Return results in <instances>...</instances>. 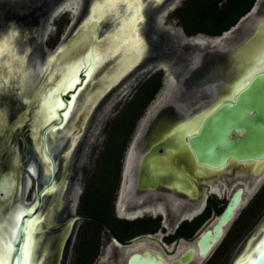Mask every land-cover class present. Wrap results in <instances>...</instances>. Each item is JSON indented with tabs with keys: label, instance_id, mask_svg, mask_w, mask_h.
Returning a JSON list of instances; mask_svg holds the SVG:
<instances>
[{
	"label": "flooded vegetation",
	"instance_id": "1",
	"mask_svg": "<svg viewBox=\"0 0 264 264\" xmlns=\"http://www.w3.org/2000/svg\"><path fill=\"white\" fill-rule=\"evenodd\" d=\"M66 1L69 0H0V73L7 74V78H10V87H7L6 93L0 90V196L3 195V197H0V204L9 203L12 209L14 205L17 204V199L20 197H22L24 201L29 202V204L34 205L37 199L35 188H41L50 178V168L48 169L49 173L46 171V168L50 167V160L40 145L42 143L41 137L40 143L38 142L40 134L45 126H47L44 117L45 114L48 113L46 110L47 106L42 103L46 92L55 86L56 83L60 82L65 72H72L70 68L74 64L76 65L79 60L80 52L83 53L86 51L90 42L92 44L93 42H100V47H104V42L106 40L103 37L97 41V36L107 27L105 23L101 25L103 28H98V25H96L95 28L90 30L91 26L88 21L85 26L88 35L86 37L87 39L85 42L79 40V36H81L82 33L81 29L84 30V20H86L85 13H87L91 6V4L88 5L91 0H80L75 13L72 10L75 4L72 5V3L66 6ZM167 1L168 0H157L155 3L157 5L151 6L147 14L145 13L144 28L149 46L146 55H148L147 57L151 56V70H156L154 74H156L158 78V85L152 97L145 104V107L151 104L150 115L153 116V118L154 116L157 117V120L164 117L170 118L169 120H174V117L178 118L180 115L182 116L180 119L184 120L190 115L191 108L202 104L204 100L207 99L209 93L214 94L216 89L208 88L207 85L210 84L208 80H203V84L199 85L196 77L190 78L193 64L197 63L198 67L201 62V66H199L200 70L202 67L208 66L206 63L204 64L205 56L202 55L205 49L201 48L203 44L199 45L191 41L193 38L189 39V37H186L196 33H184L183 36H180L170 29V26H176V23H171L172 17H174L171 9H173L175 5L174 7L171 5L164 11H161ZM61 13H66V17H56ZM162 17L163 19L160 20ZM54 18L55 30L53 36H51L53 40L48 43L49 49L46 50L44 41H46L47 34L50 35L49 31L53 25L52 20ZM236 21L239 22L232 37H234L235 42H239L246 37L248 46H251V49L249 47L251 51L247 59H251L252 57L255 58L256 54L264 49V0H248L246 9L232 24ZM87 24H89V26H87ZM16 30H19V33H17ZM94 31L99 34L97 33L96 36ZM91 34L93 35L91 36ZM80 43L85 45L84 48L82 47L83 44ZM76 44H78V47H76ZM28 50L30 51L27 54ZM16 53L23 54L25 57L24 60L23 57L18 56ZM51 54H54L53 58L49 60V64L44 68V71L37 80L38 82L33 88V92L35 93L29 88V94L27 93L26 97L23 98V95L18 91V84L14 83L18 81L17 78L19 74H21V72L15 70L17 69L16 59L19 58V67H29L32 71V64H34V68L36 67L35 64L37 61L34 62L35 60H38V63L44 65L46 58ZM253 58L251 60L249 59L250 61L248 60V62H254ZM54 60H56V62ZM24 61L26 63L25 65ZM160 62H164V65ZM107 63L108 62L105 61L96 68L97 70H94L96 73L92 71L90 75L87 76V80L80 90V95L78 94L77 100L75 99V103H72L74 108L71 106L72 113L65 125H69L77 109H83L84 106L88 109L90 105L91 107L94 106L92 93L96 89L103 87L101 91L109 93V88L115 85V82L117 83L118 80L121 81L125 78L124 74L128 72L127 70L121 73L118 80H116L106 92V86H102V84H107L109 81V71L107 67L110 66L111 63ZM101 66L103 69H101ZM54 70L55 72L51 76L50 74ZM24 73L25 72H22V74ZM78 75L80 77L86 76L82 71H80ZM91 77L93 79H91ZM13 78H15V80ZM60 93L58 94L61 99L67 98L68 92L62 94L61 90ZM66 104L64 103L65 107L63 106L64 108L62 107L59 111L65 109ZM79 106L80 108H78ZM145 116L147 115L144 114V117ZM92 120L93 114L91 121ZM58 121L59 119L54 121L53 124H58ZM166 121L167 120L160 121L164 127L166 126L164 130L167 129ZM33 123H35V125ZM144 123H147L145 119L141 121L142 127ZM170 128L171 127H169L168 130ZM160 130L158 127L156 128V134L152 137V140H148L146 135L141 137L139 141L140 154L147 152L149 147H153L155 150L152 154V159L155 162V166H163L171 168L172 171L175 170L174 174L178 176L177 178H179V180H183L184 186L180 188L177 187L176 184L173 187L160 184L154 189L140 193L137 197H134L133 193H128L125 198L121 195L119 201L117 200L115 192L110 209L111 215L114 218L118 219L120 222L128 221L138 224L141 221L148 222L151 220L152 226H146L145 228L138 226L139 228H135L134 231L128 234L121 233L118 235L112 232L110 228L100 225L99 227L103 229V231L101 230L102 241L109 244V247L106 248L104 253L105 256L98 264H134L136 257H153L161 261L162 264H211V262L220 255V250L222 248L221 246L219 247V245L225 238L232 221L228 226H226L227 223L224 225L222 233L217 239L218 242L216 240L204 255H199L198 253V237L205 228L211 227L214 219L218 217L231 194L239 186L241 187V191L239 194L240 203L238 206L246 197L252 186L254 178H248L239 174L232 166L217 169L216 171L221 170V174L219 173L217 177L199 178L194 182L192 181L191 184V177L189 176L190 157L183 154L178 155L176 151L171 150V148L168 147V141H166L167 137L164 135L162 136ZM164 130L162 128L161 131L163 132ZM36 132H39V134H36ZM32 138L34 140H32ZM160 142H163V144L161 145ZM37 144L40 149L37 148ZM48 151L52 153L53 158V178L49 183L48 189L44 191V195L40 197L39 202L40 206L43 208L48 205L54 206L53 214L49 217V221L47 220V223H44L45 225H43L42 230L43 240H48L49 253H51L50 262L47 264H58L61 259L59 256L63 254V251L66 252V250L62 248L64 230L67 229L70 221L74 222L76 219L85 221V218L79 210L73 214L70 212V206L72 202L73 204L75 202L71 191L73 180L76 177L75 161H67L64 165L61 146L54 152H52L50 148H48ZM42 155L48 160L46 159L44 161ZM30 161H33L35 165V174L30 173L27 167ZM181 169L183 174H181L182 177H180ZM71 170H73V172H70ZM157 175L159 176V174ZM25 176L30 177V183L27 186V179L25 180ZM238 177L245 178V180L238 179ZM4 181L7 182L6 185H4ZM118 181H120V171ZM81 194L82 191L79 193L77 206ZM251 197L252 196L248 199ZM62 201L66 208L65 215H70L71 219L66 218L65 222L62 221L60 224L56 225L53 224V216L57 218L63 212L62 209L58 211V208L62 205ZM220 203H222V206L218 211ZM247 203L248 200L246 201V204ZM237 207L233 210L230 218H243L242 216L246 206H242L241 212L235 214ZM37 210L38 208H36L35 211ZM63 224L64 228L57 233L58 228H61ZM83 225L86 224L84 223ZM99 227L97 246L88 248L89 253L82 261V264H94L93 262L97 260L102 252V250L99 249ZM48 231L55 232L53 235L56 239L53 244H51V238H46V233ZM156 244L159 248L155 246ZM189 256L190 258L183 262V259Z\"/></svg>",
	"mask_w": 264,
	"mask_h": 264
},
{
	"label": "water",
	"instance_id": "2",
	"mask_svg": "<svg viewBox=\"0 0 264 264\" xmlns=\"http://www.w3.org/2000/svg\"><path fill=\"white\" fill-rule=\"evenodd\" d=\"M238 22L239 21H236L234 24L230 25L227 29L221 31L217 35H208L216 38V43L213 41L210 43L205 42L202 45L205 46H201V48L205 49L202 52V55L205 56L204 64L206 63L208 66L202 67L201 70L199 67L201 66V62L198 67L197 63L193 64L192 66L190 78L196 77L199 85L203 84V80H208L210 82V84L207 85L208 88L216 89L214 94L209 93L207 99L204 100L202 104L191 108L190 115L184 120L180 119L182 117L181 115L178 116L180 120L177 117H174V120H169L170 118L166 117L159 118L160 120H157V117L154 116L153 118V116L150 115L151 108L148 106L145 107L141 115V121L145 119L147 123H144L142 127L140 121L139 124L136 125L137 127L135 126L134 131H132V135H130L129 141L123 150L121 157L122 162L120 165V181H118L116 188V196L118 201L119 196L121 195V188L123 187V184L125 185L124 191L122 193L124 198L127 197L128 193H133V196L137 197L140 193L154 189L160 184L170 185L172 187L176 184L177 187L180 188L184 186L183 180H179V178H177L178 176L174 174L175 170L172 171L171 168L155 166V162L152 159V154L155 150L153 147H149L147 152L140 154L139 141L141 140V137L146 135L148 140H152V137L156 134L155 130L157 127L159 130H162V128L164 130V128H166V126L164 127L163 124L160 123L161 120H167V129H165L163 132L160 130V132L162 136L164 135L167 137V139H165L168 141L169 148L171 146H175L170 142L171 136L173 138V134H175L177 130H180L182 145L180 148L171 150L176 151L178 155L183 154L190 157L189 176L191 177V184L192 181L194 182L199 178L217 177L221 170H216L221 167L226 168L232 166L239 174L248 178H256L264 171V128L262 125H260L261 123H264V75H261L258 71L261 66H264V52L262 49L256 54L254 58L256 69L252 70L250 68L251 64L247 59L248 56H239V52H241L243 47L248 45L246 37H244V39L240 40L239 42H235L234 37H232ZM97 23V25H103V22L100 23V20ZM210 39L211 38H209V40ZM91 44L92 43L90 42L89 47H87L88 49L86 48V51L83 53L80 52L78 60L80 61V64H77L76 66L74 64L71 67L73 68L75 66V72L70 78L74 77L75 80L79 79L81 83L76 84L75 88H73V86L64 88V82L69 78V75L65 72L61 77L58 86H53L51 89H49L43 98L47 106V112H51L53 109L54 101L56 104H58L59 101H62L64 106V103L66 104L72 100V96L74 94L77 98L81 88L84 86L87 80V76L80 77L78 73L82 71L84 75L87 74L92 59V54L90 53ZM93 44L95 43L93 42ZM84 46L85 45L83 44L82 47L84 48ZM147 56L148 55L143 57V64L152 62L151 56ZM107 69L109 71L108 76H110L115 70V64L112 63L107 67ZM251 75H255L256 78L250 83L246 90L237 96L236 93L242 82ZM107 84H102V86H107ZM102 88L96 89L92 93V100H94V104L98 100V97L105 93V91H103L101 94L100 91ZM77 89H79L78 92ZM61 90L62 94L68 92L66 99L60 98L58 93H60ZM107 90L108 88L106 91ZM248 104L251 105V114L261 119L259 121H255L254 123H249L246 121L240 122L236 129L231 130L230 132L231 137L237 136L238 138L236 140H232L231 143L226 142L222 137L223 129L233 122H239L244 106ZM61 108L62 107L56 108V110H58V116L61 115L65 110L62 109L59 111ZM91 108L92 107L90 105L88 109H86V107H84V109H80L77 127L73 128L71 133L75 135L74 133L77 132L75 138H77L80 135V131L83 130L82 124ZM76 112H78V110ZM144 114L147 116L144 117ZM52 126L58 130L60 124H52ZM66 126L67 125H65V127ZM169 127L171 128L168 130ZM64 136L65 135L62 133L59 135L56 134V137L53 139L52 136H49L50 139L48 138V142L49 144L53 145L57 139H63ZM74 144L75 142L72 144L71 141L68 140L66 147L63 149L62 159L64 165L70 156L72 148L75 146ZM160 144L162 145L163 142H160ZM42 149L44 152H46L50 160V178L46 184L41 186V188H35V195L37 199L34 205L24 201L22 197L17 199V204L14 205L12 210H15V207H17L18 204H21L23 211L20 212L12 222L13 229L9 235L7 244L9 255L6 253V255L3 256V264H16L15 249L19 247L21 241L29 246L25 249L27 258V253L31 248L33 238L26 239V228L29 222L34 218L38 219V223L34 231L35 247L33 251V262L34 264H47L50 262L51 253H49V243L48 240H43L42 229L43 225L47 223L46 221L53 214L54 206L48 205L43 208L40 206L39 199L42 195H44V191L48 189L49 183L52 181L53 158L45 149V147L42 146ZM126 157L129 159L127 164L125 163ZM182 169L181 173L179 172L180 177H182ZM157 174H159V176ZM26 177L27 176H25V180ZM240 191L241 187L239 186L231 194L229 200L226 202L218 217L214 219L211 227L205 228V230L198 237L197 244L199 255H204L210 249L213 243L220 237L224 225L230 219L233 210L240 203ZM0 197H3V195ZM36 208H38L37 211H35ZM20 226L23 227L22 234H19L18 231ZM263 229L264 218L251 231L250 236L245 238L244 245L251 244L252 240L254 241ZM66 231L67 229L64 230L63 237L67 233ZM18 234L19 241L15 239ZM64 248L63 250H65ZM245 250L246 248L243 247L241 252H244ZM262 252H264V242L256 251H252L250 258L246 259L245 264H253V262L257 260V257L260 256ZM62 255L64 256V253ZM189 258L190 256L184 258L183 262ZM233 261L231 260L230 264H232ZM62 263L63 260L60 259L58 264ZM134 264H162V262L154 259L153 257H136Z\"/></svg>",
	"mask_w": 264,
	"mask_h": 264
},
{
	"label": "rangeland",
	"instance_id": "3",
	"mask_svg": "<svg viewBox=\"0 0 264 264\" xmlns=\"http://www.w3.org/2000/svg\"><path fill=\"white\" fill-rule=\"evenodd\" d=\"M94 2H92V3L94 4ZM183 2H184V0H168L166 2V5L164 6V8L161 9V11H164L167 7H169L171 5H172V7H174V5H175V7L173 9H171L172 11H174L175 8L179 5H181ZM92 3L90 2L88 5L91 4V6H92ZM155 5H157V4H155ZM155 5H153V6H155ZM74 7L72 8V10L75 13L76 7L75 8ZM149 9L147 8L146 12ZM56 17L65 18L66 13H61V14L57 15ZM55 18L52 20L53 25L51 26V30L49 31L50 35L47 34L46 41H44V44L46 45V50L49 49L48 43L52 42V40H53V37H51V36H53L54 30H55ZM172 18L173 19H172L171 23H174V24L176 23V26L175 25L170 26L171 27L170 29L172 31H174V33H178L180 36H183L184 32H183L180 24H178L179 23L178 18L176 17V15ZM162 19H163V17L160 20H162ZM105 25L107 26L106 23H105ZM101 27L103 28V26H101ZM144 27H145V24H143L142 28H144ZM91 28H92V25H91ZM87 36H88L87 31L84 28V31H82V33H81V36H79V40L85 42V40L87 39L86 38ZM186 37H189V39L193 38L194 42L203 40L207 43L208 42L210 43L211 41H214V40H212V38L209 40V37H211V36H208V35L202 34V33H196L194 35L186 36ZM206 40H209V41H206ZM7 43H8V41H7ZM249 47L251 49V46H248V45L244 46L243 49L241 50V52H239L240 53L239 56H241V57L248 56L249 52L251 51V50H249ZM29 51L30 50L27 51V54ZM128 52L129 51H126L125 54H128ZM146 54H147V52L145 49L143 55L141 56V58L139 59L137 64L130 71H128L129 70L128 69L127 70L128 72L124 74L125 78L122 79L121 81L118 80V78H117L116 79V80H118L117 83L115 82L116 81L115 80L114 81L115 85H112V86L110 85L111 87L109 86L110 87L109 91H108L109 93H105V94L101 95L100 98L98 97V100L96 101V103L94 104V106L90 110L91 112H89L87 117L84 119V122L82 124L84 126L83 130L80 131V135L78 136L79 138L77 137V140L75 142L76 144H74L75 147H73L71 150V155H70L71 157L69 156L70 159L68 158L69 161H75V165H76V168H75L76 169L75 170L76 177L73 180V186L71 188L75 202H74V204L72 202V204L70 206L71 214L76 213L78 210L77 202L79 199V193L84 190L85 186L89 185V182L92 179L95 178V176L97 175V173H98V171H99V169L103 163L102 162L103 161L102 156L104 155V153H103L104 147H105V143L107 141V138L109 136L110 127L112 126L113 119H114L115 115L130 100L133 93L135 92L137 87L140 85V83L143 80H145L149 75L154 74L156 71V70H153V71L151 70V68H152L151 64L152 63L149 62V63L143 64L142 59H143V57L146 56ZM18 56L23 57V60L25 58L23 54H19ZM16 62L18 64L16 66L18 67L19 66V58L16 59ZM160 63H163V65H164V62H160ZM22 67L24 68V66H22ZM28 69H29V67H25L23 70H25L24 72H26ZM35 73H37L36 69H35ZM21 75H22V71H21V74H19V77L17 78V80L19 82L17 81L14 83L15 84L19 83V90L18 91H20L21 95H23V98H25L26 97L25 95H27L29 88L31 86H28V85H30V82H25V80H27V79L26 78L22 79L23 76H21ZM0 78L3 81V83L0 84V90H2L4 93H6L7 87H10V78L8 79L7 74H3V73H0ZM20 78H21V80H20ZM13 79L15 80V78H13ZM150 106H151V104H149L148 107H150ZM250 109H251L250 104L245 105L244 109L242 111V115L239 119V122L238 121L233 122L230 125H227L223 129L222 137L226 142L231 143L232 140H236L238 138L237 136L231 137L230 132H231V130H235L240 122L246 121L249 123H254L255 121H259L261 119V118H257L255 116H253L250 112ZM93 111H94V113H93ZM142 113H143V111H142ZM142 113H141V115H142ZM92 114H93V120L91 121ZM141 115L136 119L132 131H134L135 126L137 124H139V122L142 120ZM78 118L79 117L77 115L73 116L72 120L69 123V126H72L71 123H72V121H74L73 128L77 127ZM260 125H262V127L264 128V123H261ZM76 133L77 132H75L74 134L76 135ZM36 134H38V133L36 132ZM130 135H132V132ZM66 137H63L62 146L60 145L62 147V150L66 147V144L69 140V137L68 136H66ZM170 139H171L170 142L173 145H175L174 147L171 146L170 147L171 149H176V148L181 147L182 142H181V137H180V130H177V132H175V134H173V138L171 136ZM55 150H57V149L55 148L54 151ZM30 163H32L34 165L33 161H30ZM34 167H35V165H34ZM70 172H73V170H71ZM170 174H172V173H170ZM26 179H27V182H28V180L30 181L29 177H26ZM238 179L245 180V178H242V177H238ZM6 184H7V182L4 181V185H6ZM65 187L67 188L66 185H65ZM64 192H65V190H64ZM115 192H116V190H115ZM254 192H255V194H254ZM250 196H252V197L250 199H248ZM62 197L64 198L63 194H62ZM119 198H120V196H119ZM247 200H248V203L246 204ZM222 203H220V205L218 206V211H219L220 207L222 206ZM242 206H246V208L244 209L245 212H243L244 213L242 216L243 218H230L228 220L226 226H228L231 221H232V223L230 224L229 230L226 233L225 238L223 239L222 243L219 245V247L221 246V248H222L220 250V255H218V257L215 258V260H213L211 262V264H230L231 260L233 261L235 259V257L238 255V253L241 252V249L245 246L244 245L245 238H248L250 236L251 231L264 218V174L262 175V177L260 176L259 178L254 180V182L252 183V186L249 189L246 197L242 200L241 204L237 207L235 214L237 212H241ZM60 209H62L63 212L57 218L56 217L54 218V216H53V224H56V225L60 224V222H62V221L65 222L66 218L67 219L70 218V215H68V216L65 215L66 214V208L64 207L63 201H62V205L58 208V211ZM83 222L84 221H82L81 219H76V220H74V222L70 221V223L67 227L68 231L62 240V248L65 247L66 252L63 251L64 256L63 255L59 256L63 260V264H72L73 263L74 257H75L76 252H77L76 251L77 250L76 244H77L78 238L81 236L82 226L84 224ZM63 226H64V224L61 226V228H58L57 233L60 232L64 228ZM101 230L103 231V229H101V227H99V232H100V237H99L100 247H99V249H101L102 252H101L100 256L97 258V260L95 262H93L94 264H98L99 261L104 258L105 250L107 247H109V244H106L105 242L102 241ZM54 233H55L54 231H52V232L48 231L46 233V238L47 239L51 238L50 240H52L51 244H53L55 242V239H56L53 235ZM217 242H218V240H217ZM155 246L158 247L157 244ZM239 257H240V255L237 258H239ZM235 261H236V259L234 260V262Z\"/></svg>",
	"mask_w": 264,
	"mask_h": 264
},
{
	"label": "bare ground",
	"instance_id": "4",
	"mask_svg": "<svg viewBox=\"0 0 264 264\" xmlns=\"http://www.w3.org/2000/svg\"><path fill=\"white\" fill-rule=\"evenodd\" d=\"M94 1L95 0H91L90 2L92 3ZM66 2H67V3H65L66 6H68L69 4H72L73 3L72 5L75 4L74 6L77 8V5L79 4L80 0H69V1H66ZM156 2H157V0H138V2H134V0H96L94 2V4H92V6L90 7V9L86 13V16H85V19L86 20H84L85 23L83 22L84 23V26L83 27L85 28L86 23L89 22L90 23V26L92 25V28H95V26L97 25V22H99V20H100V23L101 22L106 23L107 24L106 29L104 31H102V33H100L99 36H97V33L98 32L96 33L94 31L96 33L95 35L97 36V41L100 38H103V37L106 40L104 42V47L103 48L100 47V45H101L100 42L99 43L98 42L97 43L94 42L95 44H92L90 46V53L92 54L91 55L92 56V59H91V63H90V66H89V69L87 71L86 76H89L92 71H94L98 66L102 65L105 61L108 62L107 64L114 63L115 64V70L109 76V81H108V84L106 86V89H107V88H109L110 85H112L114 83V81L121 75L122 72H124V71H126L128 69H129L128 71H130L137 64V62L139 61V59L143 55L145 49H146V52L148 53V49H149L148 41H147V38L145 36V28H142V27H143V24H144L143 22L145 21V16H146L145 15V12H146V9L147 8L149 9L151 6L155 5ZM75 11H76V9H75ZM147 12H146V14H147ZM133 22H135V26H134V28H130L129 25L132 24ZM87 26H89V24H87ZM99 27H101V25H98V28ZM16 31H17V33H19V30H16ZM82 31H84V30L81 29V32ZM92 35L93 34H91V36ZM209 38H212V40H214L213 42L216 43V41H215L216 38H214V37H209ZM192 41H194V39ZM195 42L198 43L199 45L205 43V41H203V40H201V41H195ZM69 44H71V43H69ZM81 44H83V43H81ZM76 47H78V44H76ZM3 48H5V47H3ZM79 48H81V47H79ZM65 50H66V48H65ZM126 51H129L128 54H125ZM263 52H264V49H263ZM18 55H19V53H18ZM60 55H58V56H60ZM53 56H54V54H51L50 56H48L46 58V61H45V64L44 65L38 63V60H35L34 62L37 61V63L35 64L36 67L34 68V64H32L34 62H32L31 63L33 65L32 71L29 69L24 74H22V76H23L22 79L26 78L27 80H25V82H30V85H28V86H31L30 89H32V92H33L34 86L38 82L37 80L39 79V76H41L42 72L44 71V68L47 66V64H49L48 62H49V60L51 58H53ZM56 60H54V61L56 62ZM58 61H59V59H58ZM22 63H23V61H22ZM25 64L26 63L24 61V65ZM77 64L79 65L80 64V61H78L76 63V65ZM40 65H42V66H40ZM59 65H60V63H59ZM75 66L70 69L72 72L66 73V74L69 75L67 87L72 86V84H73V82L75 80L74 77L73 78H70L73 75V73L75 72ZM250 66H251L250 68L252 70L256 69V66H255V63L254 62L251 63ZM22 68H23L22 66L21 67L18 66L17 69H15V70H17V72H21V71L24 72L25 70H23L24 68L23 69ZM35 69H36L37 73H35ZM59 69H61V68H59ZM101 69H103L102 66H101ZM57 71H58V69H57ZM54 72H55V70L50 75L52 76V74H54ZM91 79H93V78L91 77ZM20 80H21V78H20ZM18 86H19V83H18ZM57 86H58V83H56L55 87H57ZM85 87H87V86H85ZM100 92L102 93L103 91H100ZM33 93H35V92H33ZM79 93H81V92H79ZM30 95H28V96H30ZM86 98H88V97H86ZM76 100H77V98H76ZM72 102H73V100H70L66 104V108H65L64 112L61 115H59V116L57 115L58 110H56V108H59L60 107V104L62 103V101H59L58 104H56V102L54 101V103H53L54 104V107L51 110V112H48V113L45 112L46 114H45L44 117H45V122H46L47 126H45L44 129L41 128V129H43V131H42V133L39 136V139H38L39 141L38 142L40 143V141L42 140V143L40 145H42L43 147H45V149L47 151H48V148H50L51 151L54 152V149H55L54 147L58 145L56 147L58 149V147L60 145H62V143H63L62 142L63 139L59 138V139H57L55 145L53 144L50 147V144L48 142L49 136H52V139H53V138L56 137V134L59 135L60 133H62V134L65 135L64 137H66V136L69 137V141H71L72 144L74 142H76L77 138H75V135L71 134L72 133V129H73L74 121H72V123H71L72 126L67 125L65 127L66 121H67V119L70 116L69 114L72 113V107L74 108V105L72 106ZM42 103H44L46 105L45 100H43ZM74 103L75 102H73V104ZM82 103H84V102H82ZM40 107H41V105H40ZM69 107H71V111L70 112H69ZM84 107H83V109H84ZM78 108H80V106ZM65 112H69L67 118H65V116H64V113ZM79 114H80V110H78V112H76V114H74V115H77L79 117ZM36 115H38V114H36ZM58 119H59L58 122L60 124V127L57 130L56 128H54V126H52V124H53L54 121H57ZM35 123H33V124L35 125ZM46 124H44V125H46ZM51 126H52V128H51ZM32 127H34V126H32ZM39 132H40V130H39ZM39 132H38V134H39ZM32 134H33V132H32ZM34 137H36V136H34ZM40 137H41V140H40ZM32 140H34V139L32 138ZM36 146H37V148H39V145L38 144ZM42 152H39V153H42ZM48 153L52 156V153L50 151H48ZM70 155H71V153H70ZM42 157H43L44 161L47 159L44 155H42ZM127 160H128V157H126V161ZM126 161H125V163H126ZM246 166H247V164H246ZM27 167H28L30 173L35 174V167H34V165L32 163H29ZM49 168L50 167H47L46 168V171L47 172H48V169ZM263 174H264V171L262 173H260V175L258 177L254 178V180H256L257 178H259L260 176L262 177ZM29 183H30V181L28 180L26 186ZM52 185H54V184H52ZM124 188H125V185L123 184V187L121 188V195H122V193L124 191ZM164 188H166V187H164ZM121 195H120V198H121ZM21 206H22L21 204H18V206L15 207V210H12V208L9 205V203L8 204L7 203L0 204V261H2V258H3L4 255H6V253L8 254V246H7V244H8V240H9V235L11 233V230L13 229L12 222L15 220L16 216L20 212L23 211L22 208H21ZM37 220H38L37 218H34L33 220H31L29 222L27 228H26L27 229V238H33L32 239V243H31V248H30V251H31V261H30V264H34V262H33V255H34V252L33 251H34V247H35L34 231H35L36 225L38 223ZM263 242H264V229L262 230V232L259 234V236L254 241L252 240V243L251 244L245 245L246 247L244 246V248H246V250L244 252L238 253V255L235 257L236 261L235 262L233 261L232 264H245L246 259H249L250 258L252 251H256L261 246V244ZM239 255H240V257L237 258Z\"/></svg>",
	"mask_w": 264,
	"mask_h": 264
},
{
	"label": "trees",
	"instance_id": "5",
	"mask_svg": "<svg viewBox=\"0 0 264 264\" xmlns=\"http://www.w3.org/2000/svg\"><path fill=\"white\" fill-rule=\"evenodd\" d=\"M248 0H184L173 11L185 34L203 33L217 35L227 29L244 12ZM158 85L156 74H151L135 90L130 100L115 115L105 143L102 165L95 176L84 187L78 210L86 225L82 226L77 241V252L73 264H82L89 247L97 246L98 227L104 225L116 234H128L135 228L152 226L151 220L122 221L111 215L110 209L118 185L123 150L129 140L136 119L144 110ZM87 218V219H86Z\"/></svg>",
	"mask_w": 264,
	"mask_h": 264
},
{
	"label": "snow or ice",
	"instance_id": "6",
	"mask_svg": "<svg viewBox=\"0 0 264 264\" xmlns=\"http://www.w3.org/2000/svg\"><path fill=\"white\" fill-rule=\"evenodd\" d=\"M134 2H138V0H134ZM134 26H135V22H133L132 24L129 25L130 28H134ZM258 71L260 72L261 75H264V66H261V67L258 69ZM255 78H256L255 75H251V76H249L248 78H246V79L242 82V84H241L240 88L238 89L236 95L239 96V95L241 94V92H243L244 90H246L247 87L250 85V83H251ZM2 83H3V81L0 80V84H2ZM67 83H68V81L66 80V81L64 82V85H63L64 88H67ZM79 83H81L80 80H79V79H76V80L73 82V85H72L73 88H75V85H76V84H79ZM78 91H79V89H77V92H78ZM75 99H76V96H75V94H74V95L72 96V100L74 101ZM60 107H63V103L60 104ZM70 111H71V107H69V112H70ZM69 112H65V113H64L65 118L68 117ZM18 231H19V234H22V233H23V227L20 226ZM19 234L15 237V239H16L17 241H19ZM26 239H27V237H26ZM28 247H29V246H28L27 244H25L24 242L21 241L20 244H19V247H17V248L15 249V252H16V264H30V261H31V251L29 250V252L27 253V258H26V254H25V249L28 248ZM0 264H3V262L0 261ZM253 264H264V252H262V253L260 254V256L257 257V260L254 261Z\"/></svg>",
	"mask_w": 264,
	"mask_h": 264
}]
</instances>
